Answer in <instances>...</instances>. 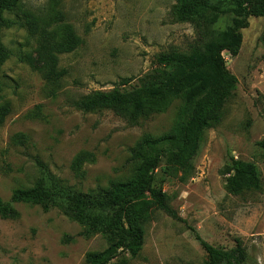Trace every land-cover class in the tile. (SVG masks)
<instances>
[{
  "label": "rangeland",
  "instance_id": "1",
  "mask_svg": "<svg viewBox=\"0 0 264 264\" xmlns=\"http://www.w3.org/2000/svg\"><path fill=\"white\" fill-rule=\"evenodd\" d=\"M176 0H20L4 17L14 25L1 30L10 57L0 71L2 103L10 114L0 125V200L31 188L39 179L37 163L65 185L86 193L129 177L131 150L146 135L171 132L179 103L137 125L112 111L85 114L74 107L94 93L130 90L159 68L157 57L186 53L196 42L190 24L173 15ZM241 31L242 46L231 58L223 52L237 89L223 106L220 123L198 135L192 172L156 170L170 207L184 223L156 212L145 226L139 256L129 264H205L206 254L188 231L194 228L210 245L232 249L239 240L264 264V20L250 18ZM70 26L81 45L60 54ZM232 27L228 15L215 29ZM52 59H56L53 63ZM130 85L120 88L123 80ZM194 128L190 135H194ZM252 164L262 191L233 197L226 190L229 158ZM16 219L0 218V264H86L85 256L107 247L101 235L89 239L59 210L13 205Z\"/></svg>",
  "mask_w": 264,
  "mask_h": 264
},
{
  "label": "trees",
  "instance_id": "2",
  "mask_svg": "<svg viewBox=\"0 0 264 264\" xmlns=\"http://www.w3.org/2000/svg\"><path fill=\"white\" fill-rule=\"evenodd\" d=\"M19 2L0 0V71L10 57L1 43V30L14 25L4 15L14 11ZM173 15L176 22L190 24L194 29L197 39L190 50L159 55V68L138 79L137 86L130 90L94 92L74 104L85 114L108 110L127 124L137 125L177 102L180 105L171 132L144 136L131 150L134 169L129 177L86 193L68 187L37 163L38 181L31 188L14 190L8 203L0 200L1 219L18 217L15 204L38 206L45 212L59 210L81 227L83 238L101 235L105 239L107 247L87 253L86 264H129L135 260L142 251L145 226L156 212L182 222L170 207L156 170L164 160L169 176L180 173L184 181L191 174L200 147L198 135L220 123L223 106L237 89V80L228 72L222 53L231 58L238 55L247 20H264V0H176ZM225 15L232 18V27L217 31L216 21ZM260 42L264 47V30ZM80 45L73 28L66 26L59 53L69 55ZM130 82L123 80L119 87L125 88ZM2 91L0 83V125L10 114L9 105L2 103ZM192 128L194 135H190ZM259 147L264 151V141ZM225 175L227 193L233 197L262 191L259 172L252 164L230 157ZM188 231L206 254L205 264H258L239 240L232 249L223 250L205 242L194 228L188 227Z\"/></svg>",
  "mask_w": 264,
  "mask_h": 264
}]
</instances>
